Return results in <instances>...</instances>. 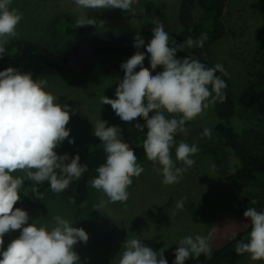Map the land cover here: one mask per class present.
<instances>
[{
	"label": "clouds",
	"instance_id": "1",
	"mask_svg": "<svg viewBox=\"0 0 264 264\" xmlns=\"http://www.w3.org/2000/svg\"><path fill=\"white\" fill-rule=\"evenodd\" d=\"M73 2L82 10L129 11L135 0ZM12 3L13 0H0V59L4 57L7 40L18 35L17 26L22 19V14L10 7ZM76 25L80 28L95 25V22L82 13ZM207 38V34H201L196 40L189 37L170 47L169 34L163 25H157L150 43L141 53L139 49L144 48L145 42L138 33L134 38L138 51L121 64L124 76L117 82L116 98L100 97L101 104L111 105L125 124L134 125L141 132L147 129L143 148L147 159L161 166L164 185L178 183L183 172L194 165L192 157L199 151L196 144L183 141L176 146L175 137L187 133L186 124L208 108L210 97L211 102L225 99L222 90L226 83L216 75L217 71L227 75L221 64L209 68L194 56L177 58V52H184L185 48H202ZM146 56L154 75L143 67ZM157 68L162 71L156 72ZM73 111L68 104L58 103V98L47 91L46 79H34L31 73L12 67L0 71V264H81L74 246L88 242L89 234L85 229L74 227L72 221L59 215L54 217L51 227L38 226L30 223L27 210L14 207L21 200L20 188L24 184L23 178L13 176L18 170L25 171L27 179L37 184L48 182L56 193L66 190L88 171V165L80 163L79 154L70 157L55 151L66 139L70 144L75 143V138H70L71 129L66 127ZM141 118L145 123L135 124ZM93 135L102 141L106 159L97 167L98 175L89 181L90 186L102 192L109 203L125 202L133 178L140 177L144 168L123 142L117 126H108V121L101 119L94 124ZM202 135L210 137V129L206 128ZM174 146L176 161L182 162L183 168L177 167L172 159L170 150ZM176 206L183 208V200L177 201ZM243 215L250 218L251 231L247 242H237L236 252L249 254L252 261H262L264 212L248 208ZM15 230H21L19 237L4 250L5 234ZM210 239L211 234L182 238L173 264H185L189 258L209 255ZM118 264L169 262L163 249L156 252L143 240L131 238L124 242Z\"/></svg>",
	"mask_w": 264,
	"mask_h": 264
},
{
	"label": "rangeland",
	"instance_id": "2",
	"mask_svg": "<svg viewBox=\"0 0 264 264\" xmlns=\"http://www.w3.org/2000/svg\"><path fill=\"white\" fill-rule=\"evenodd\" d=\"M174 4L175 0H135L129 11L118 8L82 10L73 0H13L10 7L18 10L22 19L17 26L18 35L9 38L5 47L17 41H29L53 52L61 51L69 41L76 40L64 34L63 21L72 18L76 23L82 13L95 22V25L82 26L91 32L141 33L148 27L155 29L157 25H163L165 31L170 32L175 24ZM150 5L153 7L149 8ZM223 22L225 35L204 52L226 70L227 75L223 74L222 80L236 99L247 85L264 77V0H230ZM40 79L47 80V91L58 98V103L68 104L74 110L66 127L71 129L70 138H75V143L70 144L66 139L55 149L58 155L104 147L93 135L94 124L101 119L108 121V126H117L125 142L137 144L146 137L121 121L111 105L100 102V97L105 95L116 98L120 79H108L100 70L63 71ZM235 122L264 132V124L257 122L256 110L239 107ZM197 123L209 129L216 120L207 114ZM197 129H189L175 138L176 146L183 141L199 148L192 157L194 165L183 172L178 183L164 185L159 163L145 159L139 162L144 171L140 177L133 178L127 201L109 203L102 192L90 186L91 198L79 213L65 202L61 192H53L50 188L35 210L39 218L32 222L51 227L54 217L59 215L72 221L74 227L85 229L89 234L88 242L74 246L81 264H118L124 242L131 238L143 240L156 252L163 249L165 258L173 264L175 250L182 238L211 234L210 254L185 262L206 264L215 250L250 226V218L243 214L248 208L258 211L264 202V179L252 184L236 182L232 178L238 164L236 158L214 135L205 140L197 134ZM176 146L170 150L174 161ZM176 163L177 167H185L182 162ZM97 175L96 172L91 179ZM13 176L23 178L24 184L31 181L25 171L18 170ZM24 184L20 193L25 191ZM181 200L184 207L178 208L176 202ZM20 232L15 230L5 234L6 246L17 239ZM242 264H264V260L249 259Z\"/></svg>",
	"mask_w": 264,
	"mask_h": 264
},
{
	"label": "trees",
	"instance_id": "3",
	"mask_svg": "<svg viewBox=\"0 0 264 264\" xmlns=\"http://www.w3.org/2000/svg\"><path fill=\"white\" fill-rule=\"evenodd\" d=\"M173 6L174 27L167 32L170 37L169 46H176L191 37L198 39L201 34H207V40L202 48H185L184 52L178 51L177 58H184L187 55L199 59L206 67H214L216 64L205 54V48L218 41L225 35L223 16L230 0H175ZM149 8L153 5L148 6ZM153 28L144 29L139 35L143 38L145 51L152 39ZM63 32L68 37H74L61 51H51L46 47L29 41H17L9 47H5L4 57L0 59V71L8 67L15 68L21 72L31 73L34 79L39 80L45 76H55L63 71L88 72L100 70L108 79L118 80L124 76L121 64L133 56L138 49L134 47V38L138 33L116 34L112 32H91L85 27L78 28L72 18L63 21ZM148 57L146 56L143 67L149 68ZM162 71L157 68L156 72ZM216 75L222 79L223 73L217 71ZM211 89V86H209ZM225 99L209 98V106L203 110L194 120L188 122L189 129L198 127L197 134L208 140L214 135L227 148L238 161L232 174V178L240 184H252L264 179V132L258 128L240 126L237 124L238 108L257 111V122L264 124V77L258 78L255 82L247 85L235 99L231 92L225 88L222 90ZM215 97V93L212 94ZM211 115L216 123L209 128L210 137L203 136L206 129L197 123L205 115ZM151 115V114H150ZM167 115V114H166ZM171 118V116H169ZM176 118H179L177 116ZM141 118L135 124L143 125ZM131 126V125H130ZM138 134L147 132L138 131L131 126ZM181 134V133H180ZM178 134L176 137H178ZM175 137V138H176ZM146 138V137H145ZM145 138L137 144L125 142L129 149L137 155V162L147 159L143 143ZM79 154L80 163L88 165V171L79 180H74L69 187L61 192L67 204L74 206L79 213L86 207L91 198V187L89 181L96 173L98 166L106 159L104 147L95 148L90 152H72L69 156ZM50 189L48 182L37 184L29 181L24 184V193L21 200L14 207L27 210L31 217L30 223L39 218L35 211L43 201L46 192ZM74 201V203L72 202ZM258 211L264 212V202L260 204ZM251 226L235 234L221 248L215 250L206 264H242L250 259L249 254H238L236 244L243 240L247 242ZM3 249L7 246L4 242ZM250 263V261H249Z\"/></svg>",
	"mask_w": 264,
	"mask_h": 264
}]
</instances>
